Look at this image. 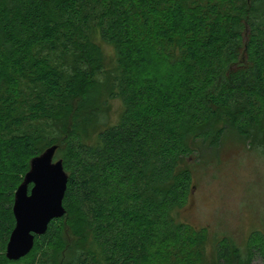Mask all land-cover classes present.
Instances as JSON below:
<instances>
[{
    "label": "trees",
    "instance_id": "16d2710c",
    "mask_svg": "<svg viewBox=\"0 0 264 264\" xmlns=\"http://www.w3.org/2000/svg\"><path fill=\"white\" fill-rule=\"evenodd\" d=\"M150 48L161 78L140 73ZM115 98L118 125L88 145ZM227 130L264 151V0H0V264H203L204 236L175 214L192 192L187 162ZM51 146L65 215L9 261L14 194ZM257 257L260 233L244 259L218 245L214 264Z\"/></svg>",
    "mask_w": 264,
    "mask_h": 264
},
{
    "label": "rangeland",
    "instance_id": "374dc122",
    "mask_svg": "<svg viewBox=\"0 0 264 264\" xmlns=\"http://www.w3.org/2000/svg\"><path fill=\"white\" fill-rule=\"evenodd\" d=\"M100 48L104 63L110 65L113 48L104 44ZM163 64L156 50L150 48L140 73L161 78L166 70ZM103 109L94 119L97 122L92 120L87 127L85 142L88 145L99 142L100 131L118 125L123 104L115 98ZM187 167L192 175V192L187 206L176 212L175 218L194 234L204 236L203 264H214L216 247L226 242L237 248L244 259L251 235L260 233L264 238V151L227 130L215 147L200 145ZM65 221L70 223L71 217ZM188 258L191 264H198L193 260L194 254ZM253 263L264 264V260L257 257ZM154 264L169 262L160 259Z\"/></svg>",
    "mask_w": 264,
    "mask_h": 264
},
{
    "label": "water",
    "instance_id": "95a60500",
    "mask_svg": "<svg viewBox=\"0 0 264 264\" xmlns=\"http://www.w3.org/2000/svg\"><path fill=\"white\" fill-rule=\"evenodd\" d=\"M56 149L51 146L31 159L29 170L14 194L15 225L5 251L9 261L27 256L35 237L44 235L52 220L65 215L63 199L68 176L62 161H54Z\"/></svg>",
    "mask_w": 264,
    "mask_h": 264
}]
</instances>
